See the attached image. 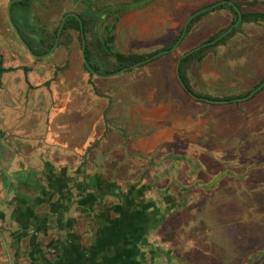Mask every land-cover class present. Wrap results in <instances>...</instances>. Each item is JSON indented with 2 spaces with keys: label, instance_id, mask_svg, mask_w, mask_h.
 <instances>
[{
  "label": "rangeland",
  "instance_id": "obj_1",
  "mask_svg": "<svg viewBox=\"0 0 264 264\" xmlns=\"http://www.w3.org/2000/svg\"><path fill=\"white\" fill-rule=\"evenodd\" d=\"M3 1L0 7L5 11L0 10L1 19L4 18L5 12L7 15L5 1L8 0ZM80 1L31 0L34 5L31 19L37 30L26 29V31L29 36L37 40L40 39L35 43L38 50L43 51L50 43H54L58 26L66 11H76L84 16H92L87 8L90 5H87L85 0L83 3ZM105 1L95 4L96 14L92 18L96 20V23L94 27L88 28L85 36L89 42L93 59L99 64L100 69L112 72L116 70L117 60L114 56L107 54L103 47L109 45L114 50L119 49L124 50L125 53L140 55L148 54L164 45H171L194 10L218 0H154L121 15H117L115 11L102 13L100 6L106 3ZM231 1L244 12H264V0ZM14 16L17 20L15 12ZM235 18L236 13L229 5L203 15L193 24L179 46L168 55L176 61L185 50L203 43L213 35L222 33ZM4 23L8 37L4 40L0 36V43L7 45V48L3 49L0 46V50H7V58L12 56V52L14 54L20 50L23 57L16 58V64L26 59L27 62L34 61L39 65L37 67H40L37 72L42 73L41 81L43 89H45L44 93L46 96L52 95L48 100L46 98L47 111L45 113H47L48 122L51 117L49 112L55 105L54 93L56 90L60 91L65 103H69L71 100L72 102L76 101L73 102L78 105L76 114H73L76 115L74 123H104V115L108 116L109 121L114 123L117 121V117L109 116V111L105 113L111 100L107 93L109 87L107 85L116 77L105 78L87 70L81 54L80 30L75 27L62 29L53 52L45 58H34L29 54L9 23L5 21ZM11 45H16V48ZM135 67L138 69L133 71L132 69ZM184 68L186 81L192 88V92L196 93L199 98L194 97L183 86L174 82L173 88L169 91L171 96L146 97L147 102H140L141 104L136 100L132 106L135 109H140V112L131 113L129 119L134 120L133 116L138 119L142 113L153 106L152 101L169 98L171 113L167 114V117L171 118L173 113V117L179 120V123L169 121L166 125L171 127V131L174 130V133L178 136L182 135L184 138L182 141L177 140L174 143L180 149L185 147L186 141H189L192 153L206 151L222 157L223 160L226 159V163L216 166L204 159L211 170L204 176L205 180L212 178L213 173L220 167L231 170L224 174L215 187L209 191L211 194L209 197L213 199V197L221 195L222 198H235L242 209L246 208L250 217L256 221L252 226L253 229L259 231L261 235L260 239L254 240L253 252L261 253L262 250L264 252V88L258 92L255 90L251 96L244 99H238L258 87L264 78V20H243L239 23L238 28L228 34L223 41L204 49L199 56L190 58ZM142 69L144 67L142 68L140 65L133 66L127 74L121 75L118 77L120 79L116 81L126 79L127 75L138 79L140 75H143L140 72ZM59 73L68 75L71 80L70 84L73 85V88H70L73 94L66 85L67 83L59 82L61 86L55 84ZM174 76L176 77L175 64ZM158 80L152 84H157ZM8 86L12 87V83L8 82ZM29 88L33 87L29 86ZM119 91L123 93L122 90ZM22 98V102L30 101L32 99L30 90L23 92ZM208 98L229 99V101L213 102L207 100ZM121 99L123 102H128L127 104L130 103L129 96H123ZM85 105L88 110L92 108V112L83 111L82 106ZM46 119L43 117L38 119L36 123L32 124L33 128H36L40 123L41 129L43 123H47ZM195 206L192 212L183 213V217V214L175 216L177 222L190 220L189 224L185 223L184 226L177 228L179 236H175L174 245L178 251H180L183 241L182 234L189 236L210 230L216 236L220 231L215 227L204 226V220L201 217L207 216L206 209L197 204ZM237 242L239 245L245 243L243 239H239ZM219 243L220 241L213 240L207 247H211L217 252ZM249 250L251 249L248 247L246 252L248 253ZM220 254L221 252L219 256ZM240 255H233L232 259H239ZM260 257L264 259V253ZM240 259L247 260L248 257L244 255L240 256ZM211 260L212 262H210L213 263L219 262L220 259L211 256ZM257 262L258 258L256 257L254 263Z\"/></svg>",
  "mask_w": 264,
  "mask_h": 264
},
{
  "label": "crops",
  "instance_id": "obj_2",
  "mask_svg": "<svg viewBox=\"0 0 264 264\" xmlns=\"http://www.w3.org/2000/svg\"><path fill=\"white\" fill-rule=\"evenodd\" d=\"M8 1H5V9ZM3 2L0 0V6ZM0 10L4 9L0 7ZM17 19L21 29L27 33L23 18L17 16ZM4 21L9 23L6 12L4 18H0V36L5 40L8 35L5 31ZM0 46L3 49L7 48V45L1 43ZM15 46L11 45L13 48H16ZM116 50L124 52V50ZM6 51L0 50L3 67L16 68L4 71L0 75V168H3L13 158L9 166L14 177L13 184L9 188L11 204L6 210V217L11 218L13 226H16L18 222L26 221L29 214L27 203L34 197V194L27 191L26 187H28L27 184H33L35 175L43 179L55 178L59 182L62 181V185L59 183L57 186L58 191L55 190L58 194L55 196L59 207H62V202H65L64 198L70 192L72 193L69 195L71 198L83 196L84 181L93 182L95 177L101 182L108 184L112 182L120 190H127L133 186L138 208L143 206L142 202L151 204L155 193L162 195L161 205L165 206L176 198L186 201L184 198L187 197L188 203L194 202L190 186L200 179L198 172L202 168L197 169L190 164L191 142L186 141L185 147L180 150L174 143L177 140L182 141L184 138L182 135L178 136L174 133V130L171 131V127L166 125L169 121L179 123V120L173 117V113L171 118L167 117V114L171 113L169 98L152 101L153 106L145 113L139 114L138 119L135 116H133L134 120L129 119L131 113L140 112V109H135L132 106L136 100L138 103H145L147 102L146 97L154 95L168 97L172 95L169 91L173 88L174 82L182 86L174 76L176 61L168 53L140 65L144 69L140 70L143 75H140L138 79L127 75L126 79L116 81L120 79L118 77L127 74L128 71L105 77H116L107 85V87L109 86L107 93L111 98L109 116L117 117L115 123H74L76 115L73 114H76L78 105L73 102L76 101L72 102L71 100L69 103H65L60 91L56 90L55 99L53 98L55 105L49 112V115L51 114L49 122L43 123L40 129V123L36 128H33L32 124L41 117L48 118L45 113L47 111L46 101L52 96L49 94L47 97L44 93L45 89H43L41 81L43 76L42 73L37 72L40 67H37L39 65L34 61L27 62L26 59L16 64L15 59L23 57L20 50H17L18 53L13 54L12 52V56L9 58L6 56ZM25 67L28 68L27 71L24 70ZM137 69L138 67H135L132 70ZM57 79L55 84L58 86H61L62 82L67 83L69 90L73 86L70 84L71 80L68 75L64 73H59ZM68 80H70L69 83ZM155 80H158L157 84H152ZM8 82L12 83V87L8 86ZM29 86L33 88H29ZM27 90H30L32 99L22 102L23 92ZM119 90H122L123 93ZM70 92L73 94L72 90ZM123 96L130 97L129 104L123 102L121 99ZM136 97L138 98L136 99ZM82 108L85 112H92V108L88 110L86 105ZM95 142V146L88 151L89 146ZM14 148L16 149L15 156H13V151L11 152ZM176 153L182 154L183 157L173 158ZM66 174L70 175L69 180H67ZM63 182H67V185H64ZM145 185L149 187L148 191H145L144 195H137L138 189ZM194 188L200 191L199 186ZM202 195L205 194L202 193ZM0 196H3L1 192ZM198 200L200 201V199ZM158 201L160 204V199ZM110 202L112 203L110 198H104L99 210L106 211L110 217H114L115 214L111 209L113 205ZM201 202H198V205ZM237 203L235 198H222L221 195L214 197L213 202L207 204L203 199V204L207 209V216L202 217L204 226L215 227L220 231L215 236L214 232L205 230L197 239L205 245L210 244L213 240L220 241L217 252H215L216 255L221 252L222 258L219 260V264H264L262 257L257 263H254V240L261 237L260 232L255 231L252 227L256 221L250 217L246 208L242 209ZM85 206L86 209L83 212H79L77 207L70 211V232L76 239L88 244V240L91 241L94 238H92L94 233L87 231V227L93 225L96 215L93 216L89 213V216L87 211L91 212L92 207L91 205ZM160 207L163 209V206ZM158 208L153 203L149 205V208L147 207L143 216H147L148 220L142 223L146 224L148 229L144 232L140 227L137 231L139 236L156 232L155 226L152 227V224L159 223L160 216L166 214V212L164 214L160 212ZM139 219L142 220L141 217ZM239 239L244 240V245H239L237 242ZM248 247L251 250L247 253ZM238 254H241L242 257L247 255L248 259L234 262L231 257ZM201 255L205 259L211 256L205 252Z\"/></svg>",
  "mask_w": 264,
  "mask_h": 264
},
{
  "label": "flooded vegetation",
  "instance_id": "obj_3",
  "mask_svg": "<svg viewBox=\"0 0 264 264\" xmlns=\"http://www.w3.org/2000/svg\"><path fill=\"white\" fill-rule=\"evenodd\" d=\"M85 1L87 5H90L87 6V8L89 9L92 17H94V15L96 14V10L94 7L95 4L103 2L105 0ZM120 1L123 3L121 4ZM152 1L154 0H106V3L100 6V10L102 13L115 11L117 15H121L134 8H140L143 5L149 4ZM222 1L225 0H218L215 3H220ZM227 1L229 2V0ZM80 3H83V0H81ZM135 3L139 4L135 5ZM230 4L234 6L233 2ZM33 7L34 5L30 0V4L25 6L23 5L20 10L21 14L27 17V29L35 31L37 29L32 23L31 19ZM197 9L194 10L190 15L194 13L195 16V14L198 12ZM67 12L68 11H66L65 13ZM241 12L243 15L244 11L241 10ZM78 14L81 17V14ZM238 17L235 18L231 25H229L222 33L219 34H230V31L233 29V27L239 25V23L243 21L242 16L241 20L237 24H234L238 20ZM38 25L40 26L41 23L39 22ZM231 26L232 28L230 29ZM183 29L184 27L181 30L182 32ZM188 32L186 30L179 44L182 42V40H184V37ZM38 41H40V39H38L37 42ZM174 43L168 46L164 45L161 48H164L162 50L169 49L174 45ZM179 44L177 45V47L179 46ZM204 44L205 41L194 47L200 46L199 48H201ZM190 49L185 50L183 53L187 52ZM171 51L162 52V55L158 58ZM147 61L149 62L152 60L149 59ZM143 63L139 65H142ZM125 66L129 67L126 70L122 71V73L131 70L134 65L133 63H131ZM263 85L264 80L258 86L259 88L256 87L254 89H256V91L258 92V90ZM187 88L192 92V88L190 86H187ZM184 89L189 92L186 88ZM253 90H251L250 92H252ZM109 106L110 103L106 108L105 113L109 111ZM46 121L48 123V120ZM103 122L114 123L113 121H109L107 115H104ZM95 144L96 142L93 143V145L89 146L88 151H90L91 147L95 146ZM177 149L179 148L177 147ZM12 151L14 153L13 156H15L16 149L14 148L11 150V152ZM170 156L172 157V154ZM180 157H183L182 154L176 153L173 158ZM204 159L212 162V165L214 166L226 163V159L223 160L222 157L216 156L212 153H207L206 151H198V153L191 152L189 155L191 166H195L197 169L202 168V170L198 172L200 179L195 181V183L190 186V189L192 190L191 197L193 196L192 199L194 200V202L188 203L187 197L184 198L186 201H182L181 199L176 198L173 202H168V205L165 206L161 205L162 195L155 193V198H152L151 204L153 203L157 205L159 207V211L163 214L164 212H166V214L162 216L163 218L160 216V221L158 220L159 223L152 224V227L155 226V233H148V235L141 234L140 237L137 232L139 228L141 227V230H143L144 232L148 229V226L146 224H143L142 222L148 220L147 216L143 215L147 210V207L149 208V205L151 204H144V202H142L141 205L143 206L138 208L136 206L134 198L136 196L133 193V186H131L127 190H120L112 182L110 184L103 181L101 182L97 180L96 177L94 178L93 182H87L86 180L84 181V184L82 185L84 190L83 196L78 198H71L69 195H71L72 193L70 192L68 193V196L64 198L65 202H62V207H59V203L56 201L55 195L58 196L57 186L59 185V183L62 185V181L59 182L57 181V179L55 180V178H50L49 180L43 179L35 175L33 184H27L28 187H26L27 191L34 194L33 199L27 203V210L29 214L27 215L26 221L18 222L16 226H13L11 218L6 217V210L11 204V200L9 199V188L14 181V177L9 170V166L11 165L13 160V158H11L3 168H0V181L2 183L0 185V192L3 195L0 196V264H219L217 261L211 263V256L213 258L219 257V259H221L222 257L219 256V253L216 255L213 248L207 247L209 243L205 245L201 240L197 239L201 234L200 232H197L196 235L194 234L189 236L182 234L181 238L183 239V241L181 243L180 251H178V248H176L174 245L175 236H179L177 228L184 226L185 223H190V220H182V222H177L175 216H177L178 214V216H180L185 212H192L193 207L196 204L198 205V202L200 201L202 202L201 204L199 203L198 206L201 208L204 207L206 209L205 204H203V199H205L206 204L208 202H213L214 197L213 199L209 197L211 195L209 194V191L215 187V184L221 179L224 174H226L227 172H231L230 169H222L220 167L213 173L212 178H210L209 180H205L204 176L209 174L211 170L208 168L209 164ZM218 175L219 178L216 179ZM69 178L70 175H67V180H69ZM63 184L67 185V182H63ZM196 186H199L200 191L194 188ZM148 188L149 187L146 185L141 187L140 189H138L137 195H144L145 191H148ZM56 189L57 191H55ZM202 193L205 195L203 196ZM146 196H148V193H146ZM106 197L110 198L112 201V203L110 202V204L113 205L111 209L115 214L114 217H110V214L106 211L99 210V207H102V200ZM159 199L161 202L160 204L158 203ZM198 199H200V201ZM42 205L45 207L44 209L42 208ZM85 205H87V207L88 205H91V207L93 208H91V212H89V210L87 211L88 215L89 213H91L93 216L96 215L95 219H93V225H91L89 228L87 227V231H89L90 233H94L92 236V238H94L91 241L88 240V244L85 241L81 242L80 239H76L70 232V211L73 208L77 207L79 212H83V210L86 209ZM160 206H163V209ZM101 214L103 215V218L101 217ZM183 216L184 214L182 215V217ZM140 217L142 218V220L139 219ZM91 218L93 217L91 216ZM204 252L210 254L211 256H209L208 259H205L201 255ZM260 252L261 253H254V257H257L258 260L261 258V255L259 254L264 253L263 251ZM234 259L235 258H233L232 260ZM239 259L236 258L234 262H238ZM239 262H241V259Z\"/></svg>",
  "mask_w": 264,
  "mask_h": 264
},
{
  "label": "trees",
  "instance_id": "obj_4",
  "mask_svg": "<svg viewBox=\"0 0 264 264\" xmlns=\"http://www.w3.org/2000/svg\"><path fill=\"white\" fill-rule=\"evenodd\" d=\"M228 1L225 0V1H222L220 3H210V4H207V5H204L200 8L197 9V13L195 14V16L191 19L189 25H188V29H187V32L192 28L193 24L199 20L203 15L217 9V8H220V7H223L225 5H229L233 10L234 12L236 13V18L238 17V13L236 11V9L234 8V6L232 4H229L227 3ZM30 4V0H20V1H16L13 3V6H12V13H13V19L16 23V25L18 26L21 34L23 35V37L25 38V40L30 44V46L32 47V49L36 52V53H41V52H46L48 51L53 43H50L47 48L43 51L41 50H38L35 46V43L37 42V40L31 36L28 35V33H25L20 25L18 24V19L16 20L15 16H14V12L17 14V16L19 17H22L23 20H24V23H26V19L27 17L22 15L21 14V7L24 5H29ZM242 20H264V12H243V15H242ZM81 19L83 21V24H84V30L85 32H88V28L89 27H94L95 23H96V20L92 18V16L88 17V16H84V15H81ZM68 27H75L77 28L78 30H80V20L74 16V15H71L67 18L66 22H65V25L63 27V29H66ZM238 28V25L234 26L233 29L230 31L233 32L235 31L236 29ZM33 31V30H32ZM182 32V31H181ZM180 32V34H181ZM180 34L175 38L174 42L178 39V37L180 36ZM227 35H220V34H216V35H213L211 36L208 40L205 41V44L195 50V51H192L188 54H186L182 59H181V62H180V73L182 75V78L183 80L185 81V83L187 84V86L189 87L187 81H186V77H185V74H184V70H185V65H186V62L190 59V58H193L194 56H199L202 51L208 47H211V46H214L218 43H220L221 41H223L225 38H226ZM173 42V43H174ZM162 49L164 48H159V49H156L148 54H140V55H134V54H131V53H123L121 51H118V50H114L112 49L109 45L103 47V50L109 54V55H112L116 58L117 60V66H116V70L117 69H120L121 67L125 66V65H128V64H131V63H134V62H137V61H140V60H143V59H146L147 57H150V60H153V59H156L158 58L159 56L162 55V53H159ZM159 53V54H158ZM86 54H87V58L89 60V62L91 63V65L93 66L94 69H96L97 71L99 72H102V73H107L109 71H102L99 67V64H97L95 62V60L93 59V55H92V52L90 51V47H89V42L87 41V46H86ZM201 58V57H199ZM148 61H145L143 64H146ZM3 59H2V55L0 54V75L4 72V71H10V70H14L16 67H3ZM87 68V67H86ZM25 71L28 70L27 67L24 68ZM87 70L89 71V69L87 68ZM90 72V71H89ZM91 73V72H90ZM264 78L262 79L261 83L263 82ZM262 88H264V85L259 89L261 90ZM191 89V88H190ZM258 90V91H259Z\"/></svg>",
  "mask_w": 264,
  "mask_h": 264
},
{
  "label": "water",
  "instance_id": "obj_5",
  "mask_svg": "<svg viewBox=\"0 0 264 264\" xmlns=\"http://www.w3.org/2000/svg\"><path fill=\"white\" fill-rule=\"evenodd\" d=\"M16 1H20V0H9L8 3H7V18H8V21L11 25V27L13 28L15 34L17 35V37L20 39V41L23 43V45L26 47L27 51L34 57H37V58H45L47 56H49L54 48L56 47L58 41H59V36L61 34V31H62V28L64 26V23L66 21V19L68 18V16L70 15H75L79 20H80V31H81V37H82V46H81V54H82V58H83V61H84V64L85 66L89 69V71L97 76H101V77H111V76H114V75H117L119 73H121L122 71L126 70L129 66H125V67H122L120 69H117L115 71H112V72H109V73H102V72H99L97 71L96 69L93 68V66L91 65V63L89 62L88 58H87V54H86V46H87V40H86V36H85V30H84V24H83V21L80 17V15L78 13H76L75 11H68L67 13H65L61 19V22L59 24V27H58V30H57V36H56V39H55V42L54 44L52 45V47L50 48V50H48L47 52L45 53H36L32 47L30 46V44L25 40V38L23 37V35L21 34L19 28L17 27L14 19H13V16H12V5L14 2ZM230 3H232L231 0H229ZM139 3H135V5H137ZM234 7L237 9L238 11V14H239V17H238V20L234 23V24H237L240 20H241V17H242V12L240 10V8L234 4ZM194 16V13L192 15H190V17L187 19L185 25H184V29H183V32L182 34L180 35V37L177 39V41L174 43L173 46H171L169 49H165V50H162L160 51L159 53H162V52H165V51H171L173 49H175L177 47V45L179 44L181 38L184 36L186 30H187V27H188V24L191 20V18ZM232 28V26L230 27V29ZM200 46H197V47H194L190 50H188L187 52L183 53L182 55H180L176 61V65H175V72H176V76L179 80V82L183 85L184 88H186L194 97H197L199 98L198 95L192 93L186 86V84L184 83V80L182 78V75L180 73V61L182 59V57L185 55V54H188L190 52H192L193 50L199 48ZM158 53V54H159ZM150 57L144 59V60H141V61H138V62H135L133 63V65H139L147 60H149ZM262 85V84H261ZM256 89H254L252 92H250L247 96H250L253 94V92L255 91ZM247 96H243V97H239L238 99H244L246 98ZM209 101H213V102H226V101H229L228 99H207ZM219 178V175L216 177V179ZM215 179V180H216Z\"/></svg>",
  "mask_w": 264,
  "mask_h": 264
}]
</instances>
